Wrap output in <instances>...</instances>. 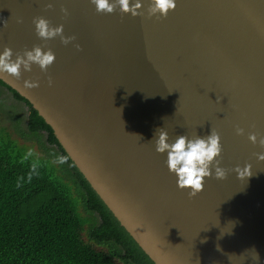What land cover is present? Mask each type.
I'll return each mask as SVG.
<instances>
[{"label": "water", "instance_id": "95a60500", "mask_svg": "<svg viewBox=\"0 0 264 264\" xmlns=\"http://www.w3.org/2000/svg\"><path fill=\"white\" fill-rule=\"evenodd\" d=\"M175 2L157 18L148 15L150 0L137 16L119 7L99 13L91 0H0V54L8 47L15 59L34 46L55 54L46 72L32 64L0 80L48 124L155 264H264V0ZM40 16L75 40L39 38ZM160 128L169 143L218 132L226 178L212 166L189 197L167 153L156 151ZM246 165L252 176L240 180L234 169Z\"/></svg>", "mask_w": 264, "mask_h": 264}, {"label": "trees", "instance_id": "16d2710c", "mask_svg": "<svg viewBox=\"0 0 264 264\" xmlns=\"http://www.w3.org/2000/svg\"><path fill=\"white\" fill-rule=\"evenodd\" d=\"M0 89V264H155L29 102Z\"/></svg>", "mask_w": 264, "mask_h": 264}, {"label": "clouds", "instance_id": "9594fccd", "mask_svg": "<svg viewBox=\"0 0 264 264\" xmlns=\"http://www.w3.org/2000/svg\"><path fill=\"white\" fill-rule=\"evenodd\" d=\"M95 5L96 11L99 13L111 14L117 7L123 13H131L132 16L141 15L138 10L141 9V0H135L134 3L130 0H91ZM52 3L46 5L47 8H52ZM176 8L175 0H150L148 15L166 17L170 10ZM61 11L67 15V9L62 8ZM21 23L22 20H18ZM35 31L39 38L48 40L57 36L65 45L75 40L74 36H64V26L61 24L52 27L50 22L44 17H36L33 20ZM6 26V24H5ZM80 49L79 45H76ZM13 51L11 48L5 47L0 54V73H7L11 76L19 78L21 76V67L25 71H31L32 64H37L42 71H47L49 66L55 61V54L51 49L43 51L40 46H34L31 50H25L23 54L16 53L13 59ZM52 81L49 78V85ZM25 85L29 88L39 87L38 81H25ZM221 99V98H219ZM237 135H243L244 129L237 128ZM248 139L253 143H257L256 134H249ZM168 132L163 128L158 131V139L155 140L156 151L158 153H167V167L170 172L177 177V185L180 189H190L189 197L196 196L204 188V180L211 177L212 166L215 167V178L225 179L226 170L221 168L220 160L217 157L222 152L220 143V135L215 130H211L207 136H195L191 139L187 135H179L173 143H169ZM259 144L264 147V137L259 139ZM258 159L264 161V154H258ZM60 162H65L64 157L59 158ZM238 179L245 180L252 176L251 165H246L243 169L237 167L234 169ZM255 250V249H254ZM255 259L259 260V255L255 251Z\"/></svg>", "mask_w": 264, "mask_h": 264}, {"label": "rangeland", "instance_id": "374dc122", "mask_svg": "<svg viewBox=\"0 0 264 264\" xmlns=\"http://www.w3.org/2000/svg\"><path fill=\"white\" fill-rule=\"evenodd\" d=\"M0 90H2V89H0ZM0 93H2V95H0V96H1V98L3 99V101H4V104H5V105H3V106H4V109L6 110V107H5V106H9V105H11V99H10V96H9L8 93H6L5 91H2V92H0Z\"/></svg>", "mask_w": 264, "mask_h": 264}]
</instances>
